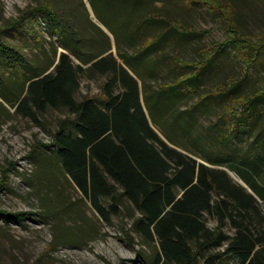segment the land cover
I'll return each mask as SVG.
<instances>
[{
    "label": "trees",
    "instance_id": "16d2710c",
    "mask_svg": "<svg viewBox=\"0 0 264 264\" xmlns=\"http://www.w3.org/2000/svg\"><path fill=\"white\" fill-rule=\"evenodd\" d=\"M122 1L136 9L137 15L127 11L135 32L129 38L139 39L140 46L131 53L119 51L118 56L110 47L87 58L52 2L47 4L51 10L43 4L24 12L26 16L9 28L15 30L31 17L47 12L50 23L67 28L80 62L74 61L71 52L62 51L58 61H52L51 70L48 67L19 76L22 88L12 106L38 123L47 107L70 113L58 121L46 145L55 146L64 172L104 221L110 223L113 216L121 215L122 205L128 203L133 219L129 227L124 223L123 231L130 241L134 231L142 245L155 247L154 254L143 249L147 264H230L231 256L239 264H264V183L260 178L264 143H260L262 151L256 158H238L232 152L227 159H220L178 142L194 127L197 108L217 110L219 104L223 111L217 110L216 139L221 144L243 134L255 133V139L261 140L264 33L252 38L243 32L234 0H216L221 11L202 0H182L189 7L204 5L216 15L226 34L223 40L198 47V58H182L178 51L166 52L164 46L175 40H197L203 31L154 11L161 0ZM221 5L228 9L225 16ZM1 51L15 66L29 61L0 34V57ZM228 53L232 55L225 60ZM160 63L172 75L171 81L153 87L142 79ZM224 66L232 73L204 91L201 83L207 81L209 72ZM96 74L107 76L100 95L77 99L82 77ZM194 94L198 98L186 108V118L177 102ZM166 112L170 117L163 120ZM185 120L187 126H183ZM220 166L234 170L249 188ZM0 216L13 214L0 209ZM208 216L215 219L214 226L208 224Z\"/></svg>",
    "mask_w": 264,
    "mask_h": 264
},
{
    "label": "rangeland",
    "instance_id": "374dc122",
    "mask_svg": "<svg viewBox=\"0 0 264 264\" xmlns=\"http://www.w3.org/2000/svg\"><path fill=\"white\" fill-rule=\"evenodd\" d=\"M202 1L214 9L218 6L216 0ZM51 2L52 7L61 15L62 23L74 31L79 47L85 51L87 58L110 47L109 51L118 56L119 51L131 53L140 46L139 39L129 38L135 32L132 30L133 20L128 19L131 16L127 11L131 15L137 14L134 5L129 9L131 4L128 1L0 0V34L8 43L21 49L29 60L20 68L15 66V62L6 60L7 57L1 51L0 209L13 216H0V264H147L143 258V249L154 254L155 247L142 245L134 231H131L134 240L130 241L128 234L123 231L124 223L127 222L129 227L133 219L128 203L122 205L121 215L113 216L110 223L104 221L64 172L56 156L55 146L46 145L51 142L58 121L70 113L66 109L47 107L39 115L38 123L17 113L12 106V99L20 96L22 88L19 76L48 67V71L51 70L52 61L57 62L62 51L71 52L74 61L80 62L73 52L67 28H61L60 23H50L47 12L36 18L31 17L28 23L19 25L15 30L9 28L21 21L26 16L24 12L31 7L44 4L51 10L47 5ZM234 2L243 32L252 38L255 33H264V0ZM221 8H224L221 13L225 16L228 9L224 5ZM153 10L162 11L191 28L203 31L197 40L181 39L169 46L165 45L168 53L178 51L182 58H198V47L226 38L222 23L204 5L189 7L182 0H161ZM54 16L56 19V14ZM231 55L225 54V60ZM232 71L228 66L220 71L211 70L207 81L201 83L203 90L211 83L223 80ZM106 77L100 74L83 76L77 99L100 95ZM171 77L167 67L160 63L155 64L154 69L148 71L142 80L156 87L159 83L170 82ZM197 98L198 95L194 94L177 102L178 109L184 110L181 111L184 117H189L186 108ZM217 110L223 111V105H217ZM217 110L208 106L197 108L194 127L179 137V144L183 147H197L204 154L220 159H227L232 152L238 158L242 155L256 158L255 155L262 151L260 143H264V135L261 140H256L255 133L243 134L221 144L216 139L219 121ZM165 117H170L168 112L162 119ZM182 122L183 126H187V120ZM32 149L34 151L31 153ZM220 167L225 168L235 181L248 187L230 167ZM261 169L263 172L260 178H263L264 183V163ZM261 207L264 211V202H261ZM17 213L20 214L14 216ZM215 223V219L208 216V224L214 226ZM229 263L239 264L232 256L229 257Z\"/></svg>",
    "mask_w": 264,
    "mask_h": 264
}]
</instances>
